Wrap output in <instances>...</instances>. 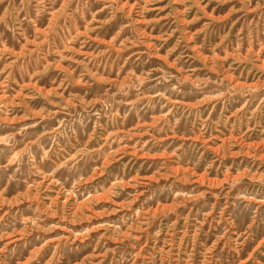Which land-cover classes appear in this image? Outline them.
Listing matches in <instances>:
<instances>
[{"label":"rangeland","instance_id":"rangeland-1","mask_svg":"<svg viewBox=\"0 0 264 264\" xmlns=\"http://www.w3.org/2000/svg\"><path fill=\"white\" fill-rule=\"evenodd\" d=\"M0 264H264V0H0Z\"/></svg>","mask_w":264,"mask_h":264}]
</instances>
